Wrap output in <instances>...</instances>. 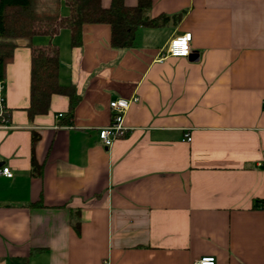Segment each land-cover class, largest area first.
Segmentation results:
<instances>
[{
    "label": "crops",
    "instance_id": "1",
    "mask_svg": "<svg viewBox=\"0 0 264 264\" xmlns=\"http://www.w3.org/2000/svg\"><path fill=\"white\" fill-rule=\"evenodd\" d=\"M147 15L168 20L129 48H112L104 24L84 25L78 47L69 31L52 38L58 80L80 96L68 123L61 95L28 118L18 42L3 78L0 264H264V0H151ZM184 33L190 55H165ZM134 96L104 148L108 103Z\"/></svg>",
    "mask_w": 264,
    "mask_h": 264
},
{
    "label": "trees",
    "instance_id": "2",
    "mask_svg": "<svg viewBox=\"0 0 264 264\" xmlns=\"http://www.w3.org/2000/svg\"><path fill=\"white\" fill-rule=\"evenodd\" d=\"M62 6L67 8L65 15L61 13ZM150 6L151 0H137L134 6H126L124 0H110L105 8L100 0H0V79L4 78L5 67L18 42L24 41L30 49L29 103L25 109L28 118L45 114L52 95H61L68 100L64 118L68 123L80 96L73 85H61L58 80L59 54L52 38L61 29H67L70 47H78L84 25L104 24L110 28L112 48H129L139 28H158L168 20L166 16L148 17ZM36 37H46L48 43L34 46L32 41ZM37 140L38 135L33 133L32 170L38 173L33 157Z\"/></svg>",
    "mask_w": 264,
    "mask_h": 264
},
{
    "label": "built area",
    "instance_id": "3",
    "mask_svg": "<svg viewBox=\"0 0 264 264\" xmlns=\"http://www.w3.org/2000/svg\"><path fill=\"white\" fill-rule=\"evenodd\" d=\"M190 42L191 34L184 33L180 36L174 37L169 40L166 48L165 55L170 57H188L190 55ZM5 82L0 79V127L8 126V109L5 105ZM138 97L134 96L129 99L119 98L108 103L110 110V119L108 124L98 130V138L104 148H109L116 138L122 136L125 132L124 116L129 106L136 102ZM60 116V115H59ZM185 140L190 141V136L185 134ZM0 174L6 178L12 176V172L8 167H2ZM195 264H214V258L203 257L196 261Z\"/></svg>",
    "mask_w": 264,
    "mask_h": 264
},
{
    "label": "rangeland",
    "instance_id": "4",
    "mask_svg": "<svg viewBox=\"0 0 264 264\" xmlns=\"http://www.w3.org/2000/svg\"><path fill=\"white\" fill-rule=\"evenodd\" d=\"M59 35H60V37H62L63 35H68V30L67 29H61L60 31H59ZM65 37H67V36H65Z\"/></svg>",
    "mask_w": 264,
    "mask_h": 264
},
{
    "label": "water",
    "instance_id": "5",
    "mask_svg": "<svg viewBox=\"0 0 264 264\" xmlns=\"http://www.w3.org/2000/svg\"><path fill=\"white\" fill-rule=\"evenodd\" d=\"M193 60H196V57Z\"/></svg>",
    "mask_w": 264,
    "mask_h": 264
}]
</instances>
